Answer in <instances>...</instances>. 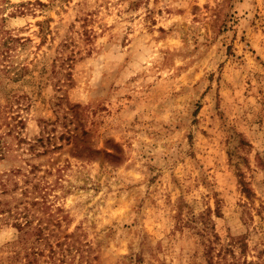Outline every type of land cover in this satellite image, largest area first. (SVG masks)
<instances>
[{"label": "rangeland", "instance_id": "obj_1", "mask_svg": "<svg viewBox=\"0 0 264 264\" xmlns=\"http://www.w3.org/2000/svg\"><path fill=\"white\" fill-rule=\"evenodd\" d=\"M7 48L0 264H264V0H0Z\"/></svg>", "mask_w": 264, "mask_h": 264}, {"label": "trees", "instance_id": "obj_2", "mask_svg": "<svg viewBox=\"0 0 264 264\" xmlns=\"http://www.w3.org/2000/svg\"><path fill=\"white\" fill-rule=\"evenodd\" d=\"M7 40L12 41L13 39L8 37ZM8 51L9 48L6 51L3 50V53L0 51V54L6 58ZM25 72L26 69L24 67L15 68L11 65L0 64V128L9 126L10 120H14V117L9 112L20 98V95L16 93L15 89L8 86L18 80L25 79ZM1 99L4 101L3 103ZM11 128L12 126L6 132H3V134L11 133ZM2 137L3 135L0 134V159L4 158L9 149L7 142Z\"/></svg>", "mask_w": 264, "mask_h": 264}]
</instances>
